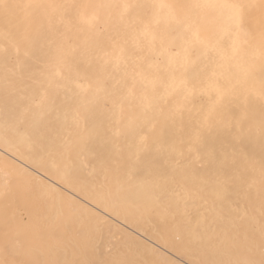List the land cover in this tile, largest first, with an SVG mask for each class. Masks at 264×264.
Instances as JSON below:
<instances>
[{
  "label": "bare ground",
  "instance_id": "bare-ground-1",
  "mask_svg": "<svg viewBox=\"0 0 264 264\" xmlns=\"http://www.w3.org/2000/svg\"><path fill=\"white\" fill-rule=\"evenodd\" d=\"M188 1L152 4L145 24V5L125 0H0V147L15 159L0 158V184L26 179L54 198L46 206L10 185L0 264L156 260L33 181L31 166L193 264L261 259L264 0ZM26 219L42 225L35 255H23Z\"/></svg>",
  "mask_w": 264,
  "mask_h": 264
},
{
  "label": "rangeland",
  "instance_id": "rangeland-1",
  "mask_svg": "<svg viewBox=\"0 0 264 264\" xmlns=\"http://www.w3.org/2000/svg\"><path fill=\"white\" fill-rule=\"evenodd\" d=\"M126 2H134V3H136V4H144L145 6H144V13H145V17H143L142 18V20L144 21V23L145 24H150L153 20H155V16H151L152 15V9H151V6H152V4H156L157 2H165V3H168L167 5H169L170 4V0H125ZM186 2H189L188 0H185ZM172 2H177V3H180V2H182V0H172ZM171 2V3H172ZM173 5H176L175 3H172ZM171 4V5H172ZM178 8V9H177ZM167 9H169V10H171V11H173V8H167ZM149 11V12H148ZM181 11V9L179 8V7H176L175 8V11H174V14H173V20L170 22V23H174V24H177L178 23V21L180 20V18H179V12ZM149 14V15H148ZM176 14V15H175ZM178 17V18H177ZM128 18H130V17H128ZM177 20V21H176ZM177 22V23H176ZM172 25V24H171ZM185 25V27H188L189 25H188V23L187 24H184ZM192 26H195V25H193L192 24ZM134 30H135V34H133V35H139L140 34V32H141V30H140V27H135L134 28ZM170 50H171V52H172V59L171 60H174V61H178L179 59H180V55L179 54H175L176 53V49H175V47H171L170 48ZM191 55L194 57V52H192L191 53ZM9 56L11 57H9V62H10V64H14V60H15V57L13 56V55H10L9 54ZM12 59V60H11ZM151 60L153 61V62H157V64L158 65H160V66H164L165 65V62L163 63L162 61H161V59L159 58V57H156V56H152L151 57ZM144 74H147L145 71H143V75ZM8 151H6V150H4L2 147H0V158L1 159H4V160H6V161H8V162H15L14 160V158H12L13 156H11V154L9 153ZM24 168V167H23ZM2 169V165L0 164V170ZM29 169H31V171L29 170ZM24 170L27 172V173H29V172H31V173H29V175H31L32 176V179H33V181H39V182H43V183H45L47 186H49L52 190H54L55 192H57V193H60V194H63V195H65V196H67L68 198L69 197H71V198H69L74 204H76V205H79L80 207H82L83 209H85L86 211H89V212H91L92 214H94V215H96V216H98V217H100L101 218V216L100 215H102V219L101 220H103V221H106L107 222V218H108V221H110V222H107L108 224H109V226H110V230H112V229H115V230H113V231H115L114 233H116L117 234V232H118V230L119 229H122V230H120V232H118L120 235H127L126 233H129V236H131L132 235V237L134 238L135 237V239L136 240H141V243H143L145 246L147 245V246H151L152 247V250H153V253H154V255L156 256L155 258H156V260H154V259H149V258H147V259H145V261L147 260V263L148 264H193V263H191V262H189V261H187V260H185L184 258H182V257H180V256H178V255H176V254H174V253H172V252H170V251H168V250H166V249H164L163 247H158V246H155V245H153V244H150L143 236H141V234H138L139 232H137V231H135V230H133L132 228H130L129 226H126L125 224H124V222H122V221H120V222H118L117 221V219L116 218H114L113 216H111L110 214H108L107 212H105L103 209H101V208H99V207H97L96 205L94 206V204L93 203H91V202H89L88 200H86L84 197H82V196H79V195H77V194H75V193H73V192H71L70 190H68L67 188H65L64 186H62L61 184H59V183H57V182H55L53 179H51V178H49L44 172H42V171H38L37 169H35V168H33L32 166L31 167H25L24 168ZM40 174V175H39ZM46 179V180H45ZM21 180H23V179H18V181H21ZM24 180H26V179H24ZM23 180V182H18V181H16L15 183L12 181L11 182V180H6V181H4L2 184H0V198L1 197H3V195L4 194H9V193H13V192H15V191H17V192H19L20 193V195L22 196V195H25L26 193V195L25 196H22L23 198L25 197V198H29V197H32L33 199H36V200H40V201H43L44 203H46V206H48V204H50L51 202H52V204L54 203V201H52V200H54V198H50V195L49 194H45L44 193V191H42V189H37L36 187H35V184H32L30 181H24ZM47 181V182H46ZM49 182H52V185H51V183H49ZM12 184H13V187H12V189H13V192H11L12 191V189H11V187H10V185L12 186ZM14 184H19V186H14ZM53 185H54V188H53ZM58 187H57V186ZM20 186H24L23 187V189L24 188H26V190H23L22 189V187H21V191L22 192H20ZM52 186V187H51ZM55 187H56V189H55ZM10 188V189H9ZM59 188V189H58ZM61 189H63V190H61ZM65 189V190H64ZM57 190V191H56ZM64 191H66V192H64ZM22 193H25V194H22ZM70 194V195H69ZM71 194H73V195H71ZM44 197H45V199H44ZM76 205H74V206H72V207H70V208H65V209H67V210H69V211H67L68 213L71 211V212H74L75 213V211H76ZM76 206V207H75ZM90 206V207H89ZM92 206V207H91ZM72 209V210H71ZM62 211H63V209H61ZM100 210V211H99ZM60 211V210H59ZM94 211V212H93ZM52 212H54V211H52ZM65 212H66V210H65ZM96 212V213H95ZM104 212H105V215H104ZM55 215H56V218H58V214H56L55 213ZM74 215V214H73ZM106 215H108V216H106ZM109 215H110V217H109ZM25 216V215H24ZM23 216V217H24ZM104 217H106V218H104ZM114 218V219H113ZM37 220L38 221H41V222H43V219H42V217H41V214L37 217ZM112 220V221H111ZM112 222H115V223H112ZM112 223V224H111ZM117 225V227H113V226H116ZM123 224V225H122ZM28 225V226H27ZM41 224H39V223H37L35 226L34 225H32V224H29V222L27 221V219L24 221V224L22 225V226H24L25 227V230L24 231H26V233L27 234H24V235H26V236H29V234H30V237H28L27 239L29 240V242H31V244L28 242V246H27V248L23 251V255L25 256L26 255V253H28V255H29V253H32L33 255H35L36 254V251H38V248H37V246H38V242H39V240L37 239V238H35L36 237V234H37V230L36 229H39L41 226H40ZM113 225V226H112ZM124 226H126V227H124ZM30 227V228H29ZM39 227V228H38ZM111 227H113V228H111ZM32 228V229H31ZM124 228V229H123ZM24 229V228H23ZM27 229V230H26ZM7 230V229H6ZM21 230H22V228H21ZM21 230H19V231H21ZM30 232H29V231ZM117 230V231H116ZM131 230V231H130ZM19 231H18V234H19ZM33 231V232H32ZM135 231V232H134ZM28 232H29V234H28ZM122 232V233H121ZM125 232V233H124ZM131 232H134V233H131ZM136 232H137V234H136ZM0 247H1V244L5 241V238L6 237H8L7 236V234L8 235H11L12 233L11 232H8V231H4L3 230V232L1 231L0 232ZM2 234H4V236L2 235ZM118 234V237H120V235ZM133 234H134V236H133ZM17 235V234H16ZM20 235L22 236L23 235V230L21 231V233H20ZM139 235V236H138ZM3 236V237H2ZM25 236V237H26ZM35 236V237H34ZM17 237H19V236H17ZM16 237V238H17ZM122 237V236H121ZM33 238H34V241H33ZM144 238V239H143ZM1 239H2V241H1ZM143 240V241H142ZM14 241V240H13ZM17 241H18V239H17ZM32 245V246H31ZM28 247H30L29 249H28ZM156 247H158V248H156ZM124 248H126V246L123 244V249ZM0 251H1V253H0V260H2L1 258H2V249H0ZM166 252V253H165ZM175 257V258H174ZM166 259V260H165ZM182 260V261H181Z\"/></svg>",
  "mask_w": 264,
  "mask_h": 264
},
{
  "label": "snow or ice",
  "instance_id": "snow-or-ice-1",
  "mask_svg": "<svg viewBox=\"0 0 264 264\" xmlns=\"http://www.w3.org/2000/svg\"><path fill=\"white\" fill-rule=\"evenodd\" d=\"M159 7L161 9L170 7L169 5L161 2L159 4ZM144 80H146L149 84L154 83V78L153 75L151 73H147L143 75ZM221 264H224V262H221ZM228 264H264V249H262V255H261V259L259 261H256L254 259H239L236 261H230L228 262Z\"/></svg>",
  "mask_w": 264,
  "mask_h": 264
}]
</instances>
